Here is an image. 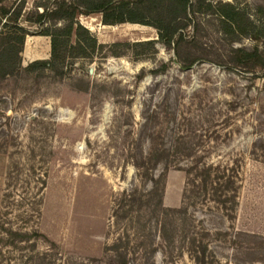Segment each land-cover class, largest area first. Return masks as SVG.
I'll use <instances>...</instances> for the list:
<instances>
[{
  "label": "rangeland",
  "instance_id": "rangeland-1",
  "mask_svg": "<svg viewBox=\"0 0 264 264\" xmlns=\"http://www.w3.org/2000/svg\"><path fill=\"white\" fill-rule=\"evenodd\" d=\"M207 1H236L253 8L264 0ZM51 2L27 0L26 9ZM78 20L96 37L97 47L90 57H75L73 52L67 58L73 62L67 67L68 74L59 78L49 69H26L33 60L49 58L51 48L48 36L29 34L20 53L22 68L0 80V216L6 189L17 198L25 190L34 196V179L45 170L42 215L37 226L36 221L30 222L28 228L36 227L59 245L58 262L110 264L105 247L124 227L131 236L135 232L127 220L117 223L113 218L119 198L134 185L149 186L132 164L142 113L150 106L163 114L167 104L169 111L177 113L176 128L192 134V142L199 141L208 161L238 163L235 219L231 222L215 209L197 210L196 216L204 221L198 226L233 228L257 237L242 235L237 243L223 237L208 239L218 264H264V77L208 60L182 69L173 50L158 40L151 26L103 24L100 15H79ZM191 30L188 27V33ZM148 40L154 43L134 46ZM257 43L243 37L234 46L253 48ZM258 46L264 52V43ZM227 49L226 40L214 38L198 45L210 57L222 56ZM163 64L166 70L153 72ZM142 148H148L147 140ZM184 182L182 170L167 172L164 206L181 205ZM9 218L18 221L14 213ZM149 230L153 241L145 239L144 248L136 249L131 238L129 264H193L180 241L169 248L159 238L154 222L146 233ZM255 240L260 246L249 254L248 248L256 247ZM150 242L158 245L155 255L148 253ZM46 248L40 241L39 249ZM8 254L0 264H8Z\"/></svg>",
  "mask_w": 264,
  "mask_h": 264
},
{
  "label": "trees",
  "instance_id": "trees-1",
  "mask_svg": "<svg viewBox=\"0 0 264 264\" xmlns=\"http://www.w3.org/2000/svg\"><path fill=\"white\" fill-rule=\"evenodd\" d=\"M26 4L27 0H0V80L7 79L22 68L20 53L29 34L48 36L51 48L49 58L33 60L26 69H49L62 78L70 72L67 67L73 62H67V58L73 52L75 57H90L97 47V39L79 22V15H100L101 22L108 25L128 22L155 28L158 40L173 50L175 61L182 69L208 60L220 66L232 64L252 72L254 76L264 77V52L258 46V43H264V1L249 8L236 1L52 0L50 5L39 3L28 11ZM188 27H191V33H188ZM73 35L76 38L74 43ZM243 37L258 43L253 48L234 46ZM210 38L228 42L224 55L210 57L198 50V45L210 41ZM153 43L152 40L135 42L134 46H151ZM166 69L167 65L163 64L160 70L153 72ZM166 106L163 114L150 106L142 113L143 122L136 133L132 164L138 176L149 186L141 189L134 185L121 194L113 218L117 223L127 220V226L135 232L131 236L124 227L126 229L116 240L105 247V253H110V264H129L128 245L131 238L135 240L136 249L146 247L147 238L153 241L151 231L146 233L150 222H154L159 238L167 243V247L170 248L174 241H180L193 264H218V256L208 240L212 237L229 238L232 243H237V238L242 235L257 237L233 228L212 230L198 226L204 221L203 217L196 216L197 210L215 209L223 218L231 222L235 219L240 190L238 163L208 161L199 141L192 142V134H184L176 128L177 113L169 111ZM163 123H173V126L164 128ZM145 140L148 141V148L143 150ZM159 167L161 170L157 173ZM171 168L185 173L179 207L163 204L165 179ZM25 184L31 185V182L25 180ZM34 184L37 189L34 196L27 195L25 189L19 198L9 188L3 194L0 261L9 252L8 264H12V256L15 264H70L58 262L60 247L54 240L36 227L28 228L30 222L36 221L37 226L41 218L47 171L37 174ZM12 213L17 223L9 218ZM40 241L47 244L45 250L39 249ZM255 241L256 247H249V254L257 252L260 246V242ZM157 246L150 242L148 253L155 255Z\"/></svg>",
  "mask_w": 264,
  "mask_h": 264
}]
</instances>
